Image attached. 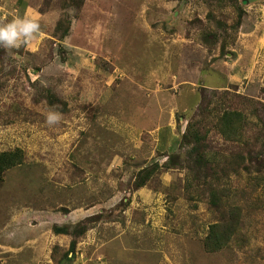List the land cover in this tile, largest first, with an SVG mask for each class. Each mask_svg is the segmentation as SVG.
I'll use <instances>...</instances> for the list:
<instances>
[{
  "label": "rangeland",
  "instance_id": "1",
  "mask_svg": "<svg viewBox=\"0 0 264 264\" xmlns=\"http://www.w3.org/2000/svg\"><path fill=\"white\" fill-rule=\"evenodd\" d=\"M17 1L0 0V25L22 15L24 6L18 12ZM20 1L34 4L38 12L52 17L46 25L40 24V33L34 34L31 41L13 48L0 45V152L20 151L23 157L20 166L6 171L0 183V242L7 234L10 241L15 240L13 234L21 223L7 227L13 217L34 214L31 208H49L53 210L52 218L48 229L41 231L47 245L41 250L39 264H74L66 259L68 249L54 246L49 236L51 227L63 223L68 214L61 204L67 203L72 191L78 197L74 202L94 203V194L91 201L81 200L86 186L92 193L97 189L101 195L116 194V187L135 189L161 167L155 163L140 171L131 170L130 179L116 185V178L123 175L116 177V152L103 149V143L116 140L113 130L94 129L101 142L93 147L94 151L79 146L78 151L58 153L50 149L56 120L49 123L48 116L70 110L58 96L76 97L96 82L106 85L109 95L116 97V68L128 66L137 56L129 54L130 34L138 32L148 7L154 4L156 10L159 0ZM228 1L180 0L181 7H190L191 13L178 27L165 26L170 32L198 34L200 44L209 50L208 56L201 51L185 56L187 60H198L202 72L209 74L207 79H199V85L192 88L194 92L186 87L181 93L189 104L186 109L199 103L182 115L179 150L164 155L163 170L178 169L183 178L163 186L166 202L159 214L148 217L136 211L131 219L137 226L128 228L117 240L116 223L127 227L130 216L118 213L116 206L77 223L71 230L79 236L77 241L98 229L102 239L110 242L103 247L95 244L77 248L75 264H264V1L248 5H243V0ZM219 48L230 52L226 57L230 67L223 64L222 58L210 59L213 50ZM242 54L244 60H251L253 55L255 61L251 73L244 69L245 77L236 81L232 76L238 69H233L234 62ZM82 59L83 65L69 72L71 60L81 64ZM210 70H217V75ZM69 74L72 86L70 82L63 85ZM133 74L119 73L120 79L127 80ZM228 78L231 81L226 88L209 87L217 83L213 81L226 83ZM228 109L245 114L237 139H226L219 129V119ZM82 110L89 119L96 115L97 107L89 105ZM99 111L100 117L116 115V103ZM82 134L85 136L86 131ZM73 137L80 143L81 130L74 131ZM59 155L60 160L72 164L58 169L60 184L54 185L48 180L53 171L50 164ZM66 176L67 183L78 182L75 190V183L64 185ZM84 176L85 180L95 178L94 183L84 182L82 186ZM152 185L158 186L157 177ZM214 225L229 233L219 249L209 243ZM28 236L18 238L19 242ZM13 246L0 247V264H22L18 243Z\"/></svg>",
  "mask_w": 264,
  "mask_h": 264
},
{
  "label": "crops",
  "instance_id": "2",
  "mask_svg": "<svg viewBox=\"0 0 264 264\" xmlns=\"http://www.w3.org/2000/svg\"><path fill=\"white\" fill-rule=\"evenodd\" d=\"M16 3L20 5L17 8L18 12L24 6V9L21 11L22 15H16V17L22 18L27 15L30 18H34L40 27L41 25H46L47 21H50L52 17L49 14L38 12L39 10L34 4H28L25 1L21 3L20 0ZM155 4L158 10H155L154 4L149 6L146 17L143 22H140L141 26H138V32L130 34L131 45L130 48L128 47L129 54L137 56L128 66L122 65L123 67L118 66L116 68V97H111L109 95V88L106 85L100 86L101 83L99 82L93 83V86L88 87L89 89L87 90H82V94L76 97L58 96L61 103L64 101L65 104H69L68 108L70 110L55 113L58 119L56 120V126H53L55 128V136L54 142L50 143V149L58 153L63 151L71 153L78 151V147L80 146L84 151H94L93 147L97 143L100 145L101 142L98 140L99 135L97 133L94 134L93 131L94 129L104 128L106 131L113 130V135L116 137V140L112 141V143L111 139L103 143L105 144L104 150L116 152V177L123 173L122 177L116 178V185L127 182L131 177V170L134 169L140 171L146 169L149 165L158 163L161 171L155 174L144 187L138 190L133 188L120 190L116 187V194L109 195L107 193L104 195L102 192L101 195L97 189L92 193L91 188L86 186L84 188L86 193L82 196L81 200L91 201L93 194L97 196V201L90 204H78L74 202L78 197L77 193L72 191L68 196L67 203L61 204V206H65L64 208L68 210V214L64 216L63 223H56L52 227L69 226L70 230H72L77 223L84 221L92 214L104 212L106 208L116 206L118 213L122 212L124 215L130 216L127 227L116 223V231H118V234H116L117 240L122 237L123 233L127 232L128 228L132 229L137 226V224H133V220L131 219L132 214L136 211H140L148 217L159 214L164 209L163 205L166 202V197L164 198L163 196L165 192L163 186L169 187L183 178L181 171L178 169L163 170V164L166 161V156L164 155L166 153L169 155L179 150L181 135L178 129L179 125L183 123L182 115L186 111L193 110L199 103L198 101L190 109H186L189 104L182 99L185 94L181 93L186 87H191V89L197 87L200 83L199 79H202V77L207 79L206 77L209 74L207 71L202 72L198 60H187L185 56L199 51H201L200 54L208 56L209 50L206 51V48L200 44V36L198 34L193 32L187 35L182 31L170 32L165 28V26L178 27L185 22V18L191 13L190 7L185 9L181 7L180 0H159ZM0 9H2L1 4ZM149 20L154 22H149ZM223 51L221 48L213 50V55L210 59L214 60L218 57V60H221L222 58L223 64L229 66L227 65L226 57H228L230 52L225 51V54ZM244 55L242 54L234 62L235 66L233 69H238H236L237 73H232V76L236 81H240L245 77L243 74L244 69L247 70L248 74L251 73V67L255 61L254 53L251 60L249 58L244 60ZM82 62L83 59L81 60V64H77L74 60H71L69 72L73 73V70L79 69L83 65ZM74 63L75 65H73ZM121 71L136 74L129 75V80L120 79L119 73ZM263 71L264 64H261V72ZM210 72L217 75L216 72L218 71L210 70ZM229 80L230 78L225 80L226 83L219 84L218 81H213L217 83L209 87L226 88ZM67 82H70L72 86L73 80L70 74L68 78L64 79L63 85ZM174 89L177 90L176 93L173 92ZM193 89L192 92H194ZM72 103L76 105L72 107ZM110 103H116V115L104 114V117H100L101 115H98L99 110ZM89 105L97 107V111L96 115L88 119L82 109L84 106ZM178 119H180L179 123ZM35 128L33 129L35 130ZM79 129L82 136L80 143L74 140L73 137L74 131L78 132ZM83 130L86 131L85 136L82 134ZM84 137H88V140L85 141ZM129 162L132 164L125 167ZM70 164L72 163L69 161L60 160V155L58 159L52 160L50 168L53 171L48 180L50 182L53 180L54 185H59L60 182L57 179L59 177L58 169L66 165L70 166ZM155 177H157L158 181L157 187L152 185ZM94 180L95 178L92 177H88L85 180L84 176V181H81V184L83 186L85 182V184L90 185V183H94ZM64 181V185L69 186L75 183V186L72 188L75 190L78 182L72 181L67 183L69 182L67 176ZM68 189L69 187H67L66 191ZM87 196H90V198L86 199ZM153 209L155 210L152 211ZM29 211L34 214L25 213L13 217L11 224H8L7 227L9 225L16 226L18 223H21L19 225L20 231L16 230L14 232V241H10V235L7 234L6 240L0 242V247L14 249L13 244L18 243V251L23 254L20 262L22 264H39L41 250L47 245L41 231L43 228L48 229L53 210L39 207L31 208ZM52 227V230H49V236L53 239L51 242L55 244L54 246L64 247L69 250L73 240L72 236L56 235L53 233ZM21 229H23V232ZM27 234L29 235L28 238L19 242L20 239L18 238L27 236ZM109 242L102 239L98 229H92L87 232L85 237L77 241L76 250L77 248L78 250L80 248L86 249L89 245L95 244L96 246L103 247L108 245ZM27 255L30 258H26ZM75 261H73L74 264Z\"/></svg>",
  "mask_w": 264,
  "mask_h": 264
},
{
  "label": "trees",
  "instance_id": "3",
  "mask_svg": "<svg viewBox=\"0 0 264 264\" xmlns=\"http://www.w3.org/2000/svg\"><path fill=\"white\" fill-rule=\"evenodd\" d=\"M228 2H231L229 0ZM241 18V17H240ZM204 99V97H202ZM245 124V114L243 111H238V110H232L228 109L223 112L221 115L218 125L220 132L222 133L223 136L230 138V139H237L238 138V132L240 129L244 127ZM20 151H9V152H0V183L3 181V176L4 173L16 166H20V164L23 162V157ZM165 169L169 168L167 165L164 166ZM156 174V173H155ZM153 174L152 176L150 175L149 177L146 178V182H142L138 187L135 188V190H138L142 187H144L148 181L155 175ZM86 220V219H85ZM68 226L64 227H53V233L56 235H71L75 237L70 245V248L68 252L66 253V259L69 260L71 263L74 261L75 258V250L77 247V240L76 238L79 236H76V234L69 229H66ZM211 233L210 235L212 236L210 238V245L216 246L217 249L220 248V246L223 245L224 240L228 238L229 233L226 232L225 230H221V227L218 225H214L211 227Z\"/></svg>",
  "mask_w": 264,
  "mask_h": 264
},
{
  "label": "clouds",
  "instance_id": "4",
  "mask_svg": "<svg viewBox=\"0 0 264 264\" xmlns=\"http://www.w3.org/2000/svg\"><path fill=\"white\" fill-rule=\"evenodd\" d=\"M39 24L34 18L27 15L16 17L11 22L0 25V45L6 48L18 47L21 42H28L39 32ZM58 119L56 114L48 116V122L52 123Z\"/></svg>",
  "mask_w": 264,
  "mask_h": 264
},
{
  "label": "water",
  "instance_id": "5",
  "mask_svg": "<svg viewBox=\"0 0 264 264\" xmlns=\"http://www.w3.org/2000/svg\"><path fill=\"white\" fill-rule=\"evenodd\" d=\"M262 1H264V0H243V5L256 4V3H259Z\"/></svg>",
  "mask_w": 264,
  "mask_h": 264
}]
</instances>
